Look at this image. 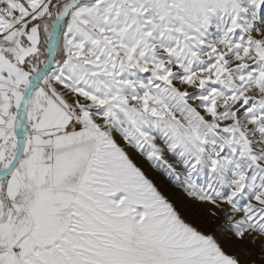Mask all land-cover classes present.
I'll return each instance as SVG.
<instances>
[{
	"label": "snow or ice",
	"instance_id": "snow-or-ice-1",
	"mask_svg": "<svg viewBox=\"0 0 264 264\" xmlns=\"http://www.w3.org/2000/svg\"><path fill=\"white\" fill-rule=\"evenodd\" d=\"M0 264H264V0H0Z\"/></svg>",
	"mask_w": 264,
	"mask_h": 264
}]
</instances>
